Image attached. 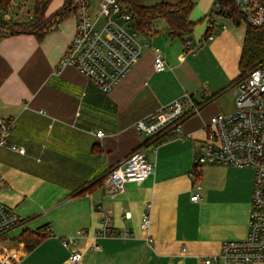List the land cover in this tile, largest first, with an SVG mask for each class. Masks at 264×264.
Wrapping results in <instances>:
<instances>
[{
    "label": "crops",
    "instance_id": "0c3cea01",
    "mask_svg": "<svg viewBox=\"0 0 264 264\" xmlns=\"http://www.w3.org/2000/svg\"><path fill=\"white\" fill-rule=\"evenodd\" d=\"M63 1L53 9L49 5L46 13ZM127 1L139 6L179 2ZM217 1L193 0L189 19L195 25L184 40L170 37L163 20L149 34L135 32L140 58L108 93L74 67L59 65L75 35L74 16L62 19L41 40L31 34L0 36V117L16 119L7 146L0 148V203L25 220L0 236V250L15 264H73L71 251L82 255L74 264H203L219 254L224 241L246 237L250 168L201 165L196 173L200 200H190L195 183L190 172L205 138L203 126L234 109L245 31L219 16L213 39L200 40ZM90 6L95 18L97 2ZM187 44L194 54L185 52ZM154 48L165 61L159 73L153 69ZM183 95L199 111L182 120L179 134L163 132L166 140L156 146L137 133L138 120ZM97 131L104 136L97 137ZM137 149L153 165L152 173L141 184L116 190L105 172ZM77 191L82 193L71 195ZM147 204L150 225L144 232L140 222ZM104 228L113 235L94 239ZM79 230L86 236L64 248L62 240ZM36 240L27 248V241ZM93 243L98 249L91 248Z\"/></svg>",
    "mask_w": 264,
    "mask_h": 264
},
{
    "label": "built area",
    "instance_id": "2783aa9c",
    "mask_svg": "<svg viewBox=\"0 0 264 264\" xmlns=\"http://www.w3.org/2000/svg\"><path fill=\"white\" fill-rule=\"evenodd\" d=\"M231 7L220 2L206 16L202 41L213 39L215 20L225 17L232 23L238 18L250 27L264 26V5L259 0H229ZM91 2H97V18H103L100 29L90 20ZM27 0L19 6L28 8ZM14 7L11 0V8ZM76 19L75 35L60 59L61 68L74 67L88 78L100 91L108 93L133 68L139 60L142 46L136 34L129 28L130 16L122 12L116 0H71L67 9ZM4 13V0H0V14ZM29 17V10H26ZM185 52L194 54L187 44ZM165 61L159 48L153 49V69L164 70ZM198 107L189 96L183 95L135 123L137 133L154 137L169 131L181 132V122L187 115L196 114ZM16 123L15 118L0 117V148L7 146V138ZM205 138L198 144V153L190 177L195 180L196 169L204 164H218L235 168H250L253 171V188L248 220V232L242 240L224 241L217 255L209 256L203 264H247L264 262V63L248 72L235 84L234 109L229 114L212 116L203 126ZM97 137L104 136L97 131ZM8 148L19 154L24 148L10 145ZM153 171L142 149L128 155L125 161L107 174L106 180L116 190L124 184H141ZM202 187L195 181L191 201L200 200ZM151 204L141 214L140 229L147 232L150 225ZM24 218L0 203V236L20 226ZM107 228L101 229L93 238L112 236ZM86 236L79 230L72 237L62 240L66 249L75 246L79 238ZM92 249H98L93 243ZM79 251H71L70 263L81 259ZM0 264H15L14 259L1 252Z\"/></svg>",
    "mask_w": 264,
    "mask_h": 264
},
{
    "label": "trees",
    "instance_id": "16d2710c",
    "mask_svg": "<svg viewBox=\"0 0 264 264\" xmlns=\"http://www.w3.org/2000/svg\"><path fill=\"white\" fill-rule=\"evenodd\" d=\"M53 0H34L29 6V17L22 21L9 23L3 19V15L11 9V0H4V13L0 14V36H12L16 34H31L37 40H41L43 35L57 26V23L71 14L67 9L71 0H64L62 5L56 11L47 14V9ZM119 3L122 12L130 16L129 28L134 32L142 35L149 34L159 20L166 22V32L172 38L186 39L194 28L195 23L189 19L194 4L193 0H179L178 3L171 5L167 3H158L151 6H139L130 3L127 0H116ZM264 5V0H259ZM221 4L231 7V13H235L234 8L229 0H219ZM233 24L235 26L242 25V22L235 18ZM245 26L244 37L242 41L241 55L239 59V75L234 81L236 84L248 72L264 63V26L250 27ZM166 138L164 133L158 134L147 139L152 145H159ZM144 142L143 145H145ZM139 150V149H137ZM135 150V151H137ZM115 166L105 172V177ZM197 173V169L195 170ZM195 173V181L196 174ZM84 191V188L81 189ZM82 192L77 191L71 195H78ZM25 239V237L23 238ZM26 240V239H25ZM27 248H32L39 240L32 241Z\"/></svg>",
    "mask_w": 264,
    "mask_h": 264
},
{
    "label": "rangeland",
    "instance_id": "374dc122",
    "mask_svg": "<svg viewBox=\"0 0 264 264\" xmlns=\"http://www.w3.org/2000/svg\"><path fill=\"white\" fill-rule=\"evenodd\" d=\"M61 0H53L52 3L50 4V8L49 9H53L58 2ZM24 2V0H13L14 3V7L11 8L7 13H5V15H3V19L9 23H14L16 21H24L28 18L26 10H29V6H31L34 2V0H27V6L28 8H19L18 5L22 4ZM93 5V2H92ZM93 14V12H92ZM95 14L93 16H91L90 20L91 21H95L96 17L94 18ZM161 24H164L162 21H160ZM104 23V19L103 18H97L96 23H95V28L96 29H100V27L102 26V24ZM245 24L242 23V26H244ZM65 53V52H64ZM63 53V54H64ZM63 56V55H62ZM61 59V58H60ZM60 62V60H59ZM231 93L228 95L227 101H229L230 103V99H231ZM228 107L226 109H228L230 107L231 104H227ZM204 165H209V164H204Z\"/></svg>",
    "mask_w": 264,
    "mask_h": 264
}]
</instances>
